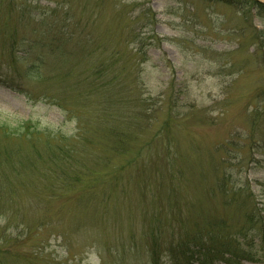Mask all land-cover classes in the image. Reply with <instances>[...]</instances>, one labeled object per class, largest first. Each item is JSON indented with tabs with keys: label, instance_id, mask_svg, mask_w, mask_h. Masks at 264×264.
<instances>
[{
	"label": "rangeland",
	"instance_id": "1",
	"mask_svg": "<svg viewBox=\"0 0 264 264\" xmlns=\"http://www.w3.org/2000/svg\"><path fill=\"white\" fill-rule=\"evenodd\" d=\"M248 11L0 0V264H152L156 230L175 264L165 246L196 226L241 225L223 191L264 204V20ZM101 66L123 94L104 124Z\"/></svg>",
	"mask_w": 264,
	"mask_h": 264
},
{
	"label": "trees",
	"instance_id": "2",
	"mask_svg": "<svg viewBox=\"0 0 264 264\" xmlns=\"http://www.w3.org/2000/svg\"><path fill=\"white\" fill-rule=\"evenodd\" d=\"M204 1L222 3L226 6L239 10H254L256 17L264 20V4L258 2L257 0ZM250 11L244 13L249 15ZM256 31L259 33L258 35L261 34L259 30ZM106 72L108 73V66H101L98 70V73H96V76H98L96 79L99 80L100 83L95 85V89L100 93L103 101V103L100 105V107H103L100 110V121H102L103 124L105 122V115H107V103L110 102L111 99L114 100L118 98L117 101H114L116 104H118L119 99L123 96V94L120 93L122 87L117 86L115 88V86H113V83L117 80V77L106 80L108 77L106 76ZM113 128L111 127L108 130L109 134H114ZM116 136L119 138L117 141H115L116 147H118L120 143H123L126 140L127 135L124 133L121 136L120 134H117ZM107 137L110 141L108 134ZM121 137H123V139H120ZM61 149L64 150L68 148L63 146ZM69 151L70 150L65 152L66 158H68L67 154H69ZM22 166L23 165H20L21 169ZM64 173L66 174L65 171ZM229 191L230 192L223 191L222 195L229 196L226 198V200L232 204H235L236 208L242 211L241 225L230 226L219 220H213L209 221V224H207L206 227L204 226L199 228V226H196L197 232L193 234H187L183 238H180V240L176 243L171 242L165 246L163 253L168 254L173 263L188 264L189 260L196 257L197 259L202 260V264H214L218 261H224L228 264H264V204L261 202H256L253 199L251 192H248L250 193L248 195L244 194V189ZM151 235L153 238L151 262L152 264H158L159 253L163 250L162 248H159L160 244L158 242L157 230L152 232Z\"/></svg>",
	"mask_w": 264,
	"mask_h": 264
}]
</instances>
